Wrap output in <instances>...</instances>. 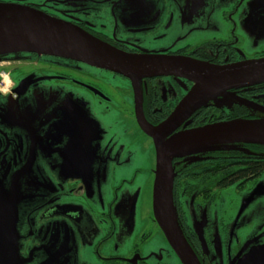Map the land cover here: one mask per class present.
Wrapping results in <instances>:
<instances>
[{"label": "flooded vegetation", "instance_id": "af4514ba", "mask_svg": "<svg viewBox=\"0 0 264 264\" xmlns=\"http://www.w3.org/2000/svg\"><path fill=\"white\" fill-rule=\"evenodd\" d=\"M247 1L221 3L227 14L220 23L208 25L203 40L195 44L185 37L197 27L189 26L187 33L180 25L173 30L165 21L167 15L157 20L161 15L158 10L146 18L143 9H135L137 0H0V4L35 9L125 52L227 64L264 57V49L244 55L247 38L237 32L238 20L242 22L248 13L239 7ZM193 85L175 74L132 81L110 70L56 56L24 52L0 55V200L12 204L16 197L23 199L30 194L36 201L42 198L41 207L46 205L44 222L38 216L35 223L40 228L49 217L48 232L29 229L19 234L17 230L19 239H25L26 251L31 248L32 253H39V245L47 242L45 256L35 264H53L55 260L65 264L71 247L79 245L82 264H182L155 221L152 207L137 212L143 184L140 179L154 175L153 166L155 170L153 140L140 122L157 126L165 121ZM231 92L235 98L231 105L219 108L209 99L170 135L238 118L258 119L246 103L264 107V86ZM75 105L83 115L84 106L92 107V119L98 121H89L87 115L72 116L70 107ZM103 129L105 135H101ZM242 150L246 153L234 156L211 149L184 152L171 160L177 225L199 264H214L216 260L217 264L220 260L222 264H238L251 247L264 244L262 240L244 246L243 238L232 240L227 215H218L219 228L211 231L209 216L215 215L219 192L231 187L240 191L264 173V148ZM143 158L145 166L141 165ZM252 164L260 166L255 174H238ZM121 174L127 178L115 181L110 188L113 180L109 179ZM137 178L138 185L133 186ZM104 193H108L106 198ZM66 196L72 198L58 199ZM87 197L84 207L82 198ZM191 210L198 212L195 219ZM56 222L64 223L63 227ZM261 235L264 237V231ZM230 243L234 245L232 256Z\"/></svg>", "mask_w": 264, "mask_h": 264}, {"label": "water", "instance_id": "95a60500", "mask_svg": "<svg viewBox=\"0 0 264 264\" xmlns=\"http://www.w3.org/2000/svg\"><path fill=\"white\" fill-rule=\"evenodd\" d=\"M27 14L52 22L50 27H13L7 24L16 14ZM24 52L56 56L119 73L132 81L156 74H175L194 83L170 116L157 126L140 122L153 140L155 170L152 211L168 244L182 264H199L176 221L172 201L173 168L171 160L186 152L223 149L238 142L264 145V117L233 119L170 133L197 107L222 91L264 81V57L227 64H210L186 57L135 54L119 50L87 34L76 26L45 13L19 5L0 4V53ZM6 205V204H5ZM0 236L17 238L14 222L8 220ZM8 250L0 252L6 256ZM264 264V244L254 246L238 264Z\"/></svg>", "mask_w": 264, "mask_h": 264}, {"label": "rangeland", "instance_id": "374dc122", "mask_svg": "<svg viewBox=\"0 0 264 264\" xmlns=\"http://www.w3.org/2000/svg\"><path fill=\"white\" fill-rule=\"evenodd\" d=\"M224 1L227 3L230 0H137L135 3V9H143L145 11L146 18H149L150 14H152V11L158 10L161 15L157 17V20L162 21V17L167 15V19L165 21L171 24V28L173 30L175 25H180L181 29L184 27L185 33L189 32L186 31V28L189 26H192L193 28L197 27L193 30L194 32H189L187 38L185 37V41L195 44L203 40V37L206 35L204 31H207L208 25H211L214 21L220 23L222 17L227 14V8L224 5H220ZM239 8L247 9L248 13L242 22L241 20H238L237 32L241 34L243 33L244 37L247 38V41H245L246 46L244 48V55H252L257 51L264 49V0H248L243 6L241 5ZM172 11L174 12L173 16ZM233 19L236 21L235 17H233ZM217 22L215 25H217ZM246 31H248L247 34ZM9 53L10 52L3 54L0 53V55L3 56ZM233 95L234 94L231 92V90L222 91L221 93L215 95L212 100L217 107L225 108L231 105L235 99ZM246 104L253 108V111L255 112L254 115H256L258 118L264 117V107L251 102H247ZM70 110L72 116L78 117L87 115V117L90 119L89 121H98L97 119H92V116L95 115L93 113V108L90 106H84V115L80 112L79 105L71 106ZM103 124L105 126L106 122L104 121ZM93 126L96 125L93 124ZM103 133L105 135V129H103L101 135ZM145 164L146 159L143 158L141 165L145 166ZM152 169L154 173V166ZM123 177L127 178L126 175L122 176V174L116 177L113 175L109 179V181H113L110 182L108 186L111 188L112 183L121 180ZM137 181L138 178L134 181L133 186L138 185ZM140 181L143 184L140 185L142 187L140 193L141 198H139L137 212L144 210L146 211L148 208V211H150L152 207V188L154 175L150 176L149 173L148 176L140 179ZM106 184L108 183H105L104 185ZM101 190L103 191V188H101ZM115 192L116 191L112 189V193L114 194ZM108 193H104L103 197L106 198ZM52 195L55 196V193ZM59 195L60 194H58V197ZM25 197L26 198L23 199L16 197L12 204L6 203V205L4 200H0V234H2L3 231H12L10 228H3V226L7 224L8 220L10 222H14L13 230L15 229L16 233L18 230L19 234L20 232L23 233L25 231H30L29 229H33L36 233H40L42 231L40 234H45V232H48L47 228L49 227V224L47 222L49 217H47L48 220L45 221L46 224H43V226L40 228L37 227V223H35V217L38 218V216L42 219L41 222H44L45 220L42 214L44 212L43 208L46 207V205L41 207L40 204L42 202V198H39L38 201H36L35 196L33 195L25 194ZM68 197L70 196L58 199L60 201H68ZM80 198L76 200H79ZM54 200H56V196L55 199L53 198V201ZM82 200L83 203L81 205L85 207L89 199L87 197V199L82 198ZM92 200L95 201L96 198ZM93 206L95 207L96 204ZM18 210L19 214L17 213ZM215 211V215L209 216L210 221L212 222L211 231H215V228H219L218 223L220 220L218 219V215H227V220L231 223V226L227 228L232 240L235 238V236L241 240L243 238L242 245L244 246L247 242L248 244L249 242L256 244L264 240V237L261 235L264 231V173L258 177L255 183L247 185L246 188L240 191H237L233 187L220 191L216 197ZM201 212H203V210ZM191 214L193 215L192 219H195L198 212L194 213V211L191 210ZM143 216L144 215H142L141 218H143ZM52 220L62 221L57 218H53ZM64 220L67 221L66 219ZM139 221L140 217L138 215L136 219L137 225ZM56 223L61 227L64 225V223L61 222ZM19 227L21 229H19ZM242 229H244L243 233L239 234ZM139 230L141 229L139 228ZM236 233H238V235ZM35 237H37V235H35ZM217 237H220V235ZM223 238L224 237H222V239ZM23 240L25 241V239ZM23 240L19 239V237L16 238L13 233H11V236H9L7 239H4L0 236V252L6 249L8 250L6 256L0 257V264H35V262L38 263L41 260L38 259L40 256H45L44 247L47 243L46 241L39 245L42 246L41 252L32 253V250L29 251L31 248L27 251L24 249ZM31 242L32 244H38L36 241L34 242L31 240ZM233 247V243H230L229 248L231 249V256L233 255ZM80 248V245L74 246L73 248L71 247L68 252L69 261L67 259L65 264H82L80 262L81 256L79 257V253H82V249ZM46 253L51 256L53 260L55 259V256L48 253L47 251ZM220 261L218 264H222ZM217 262L218 260H216L214 264H217ZM53 264H56V260L53 261Z\"/></svg>", "mask_w": 264, "mask_h": 264}, {"label": "trees", "instance_id": "16d2710c", "mask_svg": "<svg viewBox=\"0 0 264 264\" xmlns=\"http://www.w3.org/2000/svg\"><path fill=\"white\" fill-rule=\"evenodd\" d=\"M259 86H264V81L254 83V84H250V85H246V86L233 88L232 90H236V89H240V88H256L257 89ZM238 103H242V101L239 100ZM237 147H240V148H237ZM243 148L261 149V148H264V145L259 144V143L238 142V143L231 144L230 147L223 148V149H214V150L219 152V154H221V155H232V156H234L235 154H240V155L245 154L246 152L244 150H242ZM234 150H237L239 152L235 153ZM259 168H260L259 165L252 164V165L247 166L246 169L238 172V174L245 177V176L250 175V174H255Z\"/></svg>", "mask_w": 264, "mask_h": 264}, {"label": "bare ground", "instance_id": "6f19581e", "mask_svg": "<svg viewBox=\"0 0 264 264\" xmlns=\"http://www.w3.org/2000/svg\"><path fill=\"white\" fill-rule=\"evenodd\" d=\"M7 24L13 27H50L52 22L42 18L34 17L27 14L17 13L15 19L8 21Z\"/></svg>", "mask_w": 264, "mask_h": 264}]
</instances>
